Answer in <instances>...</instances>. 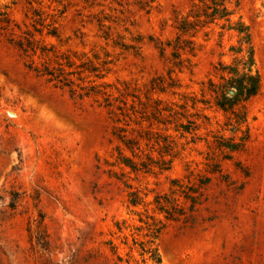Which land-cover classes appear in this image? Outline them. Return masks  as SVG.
<instances>
[{
	"label": "rangeland",
	"instance_id": "obj_1",
	"mask_svg": "<svg viewBox=\"0 0 264 264\" xmlns=\"http://www.w3.org/2000/svg\"><path fill=\"white\" fill-rule=\"evenodd\" d=\"M0 5L11 20L10 30L0 31V264H152L134 246V239L143 240L140 220L150 216L164 224L156 242L162 264H264V0H239L232 17L250 28L261 78L259 94L245 105L244 133L237 134L229 125L234 116L202 93L209 79L220 82L219 63L233 62L237 33L221 23L199 27L182 37L194 48L193 56L182 55L190 61L182 70L172 55L176 27L194 6L202 13L201 0ZM26 33L50 58L65 53L78 64L74 54H86L84 60L96 56L108 63L96 83L121 91L111 89L114 106L105 107L102 96L80 97L77 76L68 77L71 86L38 76L30 68H41L43 59L13 43ZM183 95L209 102L187 108L196 125L184 135L176 124L162 125L167 113H155L182 105ZM118 136L136 144V156ZM240 137L239 150L223 147ZM119 148L135 162L151 164V171L123 169ZM161 152L170 154L164 157L171 160L168 171L154 165ZM173 180L197 190L198 204L191 212V202L176 195L186 215L168 221L152 203L156 196L173 198ZM131 192L144 204L131 206Z\"/></svg>",
	"mask_w": 264,
	"mask_h": 264
},
{
	"label": "trees",
	"instance_id": "obj_2",
	"mask_svg": "<svg viewBox=\"0 0 264 264\" xmlns=\"http://www.w3.org/2000/svg\"><path fill=\"white\" fill-rule=\"evenodd\" d=\"M201 2L204 4L202 13L199 12L198 5L194 6L196 10L193 9L189 16L182 18L176 27L179 35L176 39V43L173 47L174 51L172 53L175 59L178 60V64L175 66L182 70L185 67V62H190L188 58H182V55L189 54L193 56L194 48L190 46L192 44L191 41L183 40L182 37L189 35L192 32H196L197 28H203L211 24L219 25V23H221V29L237 33L238 45L230 48V51L234 55L233 62L228 65L220 62L216 68V75H218L220 82L216 83L212 79H209L206 84L207 89H203L202 93H209L213 97L215 107L226 114L229 113L234 116L229 124L232 127L231 131L234 134H237L238 132L244 133L242 131V126L247 121L245 105L259 94L261 88V78L258 71L255 69V52L252 44L250 28L242 22L241 19L234 23L232 22V17L239 8V0H201ZM232 6H234V9ZM190 18H193L194 21H191ZM10 27L11 20L8 13L4 11L0 5V31L8 32ZM26 35L27 37L24 38V41L19 40L13 43L23 52V54L31 57L39 56L43 59L41 68H30L35 71L38 76L47 77L49 81L57 82L63 86L73 85L74 81L68 77L72 75L77 76V80L81 83L78 85L82 91L79 94L80 97L102 96L106 103L105 107L109 108L114 106L111 89L115 88L118 93H121V91L106 82L100 84L96 83L97 80H103L105 78L106 74L103 73V68L108 63L98 62L99 59L96 56H94L93 59L87 58L84 60L86 54H82L81 56L74 54L75 59L79 62L78 64L65 53L57 56L54 55L53 58H50L49 51L41 46H36L32 38L29 37L31 34L26 33ZM47 35L53 38H58L55 32H48ZM164 52L165 47L163 46L160 48V53L164 54ZM66 68L70 71L67 72ZM86 82L89 84L88 86H81ZM171 88L173 89L174 87ZM122 97H124L123 94H121V98ZM182 101H184L182 105L172 103L161 109L157 108L155 109V113H167L166 116L163 117L164 122H161L162 125L167 126L176 124L175 131H182L183 135L191 134V126L196 125V121L190 120V117L193 116L188 115L187 108L190 107L196 109L198 104L207 105L209 102L206 100H199L196 96L191 97L188 95H183ZM158 103L162 104L163 102L160 100ZM119 109L121 110V108ZM111 113L114 114V111H111ZM121 115L127 117L126 112H121ZM203 118L206 121H209V117L203 116ZM182 119L187 120V125L180 122ZM170 138L169 135L164 138L166 148L167 146L170 147L167 142ZM118 139L127 150L136 156V153L134 152L136 147L135 143L132 141H125L122 136H118ZM243 141V137H240L239 142H232L228 146L223 147H226L230 152H235L241 148ZM118 151L120 152V156L117 159V164L123 167V169H129L130 172L134 174L141 171H151V164L149 166H147L148 164H139L132 158L125 156L120 148ZM160 155V164L157 162V164L154 165H156L160 171L170 170L171 160L166 161L164 158L166 155H170L169 152H161ZM150 159L152 160V158ZM209 182L210 179H207L206 182H202L201 185L206 186ZM170 190L173 198L170 196H156L152 205H154V212L164 215L165 219L168 221H175L179 220L180 217L185 216L186 214L183 212V209H181V205L178 203L179 200L174 197L181 194L185 200L190 201V211L192 212L198 204V196L196 195L197 190L183 185L180 180H173L171 182ZM129 197V204L133 207H138L144 204L135 192H131ZM140 223H142V226L138 231L144 232L142 235L143 240L138 241L137 239H134V246L138 247L139 255L142 257L143 261H149L152 264H162L156 242L164 228V224L162 221L152 216L147 217V220L141 219ZM116 227L122 232L120 223H116ZM132 249L133 248H131V250Z\"/></svg>",
	"mask_w": 264,
	"mask_h": 264
}]
</instances>
